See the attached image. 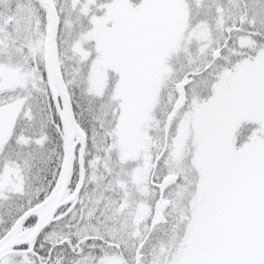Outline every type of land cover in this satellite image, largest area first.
I'll return each mask as SVG.
<instances>
[{
    "label": "snow or ice",
    "instance_id": "1",
    "mask_svg": "<svg viewBox=\"0 0 264 264\" xmlns=\"http://www.w3.org/2000/svg\"><path fill=\"white\" fill-rule=\"evenodd\" d=\"M0 264H264V0H0Z\"/></svg>",
    "mask_w": 264,
    "mask_h": 264
}]
</instances>
